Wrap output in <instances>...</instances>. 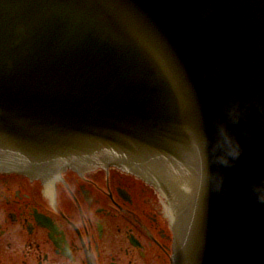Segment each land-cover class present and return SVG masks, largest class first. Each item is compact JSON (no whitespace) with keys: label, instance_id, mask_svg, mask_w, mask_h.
I'll return each instance as SVG.
<instances>
[{"label":"water","instance_id":"1","mask_svg":"<svg viewBox=\"0 0 264 264\" xmlns=\"http://www.w3.org/2000/svg\"><path fill=\"white\" fill-rule=\"evenodd\" d=\"M105 165L175 209L170 264H264V0H0V171Z\"/></svg>","mask_w":264,"mask_h":264},{"label":"flooded vegetation","instance_id":"2","mask_svg":"<svg viewBox=\"0 0 264 264\" xmlns=\"http://www.w3.org/2000/svg\"><path fill=\"white\" fill-rule=\"evenodd\" d=\"M161 195L115 167L0 172V264H170Z\"/></svg>","mask_w":264,"mask_h":264},{"label":"bare ground","instance_id":"3","mask_svg":"<svg viewBox=\"0 0 264 264\" xmlns=\"http://www.w3.org/2000/svg\"><path fill=\"white\" fill-rule=\"evenodd\" d=\"M91 167H95V166H82L81 168H84L85 169V168H91ZM97 167H106V168H108V167H115V168H118V167H116L114 165H109V166L108 165H105V166H97ZM68 169H70V168L62 169L61 171H59V170H53L50 175L53 176V177H56L58 175H61L63 172H65ZM118 169H120V168H118ZM16 174H19V173H16ZM20 175L26 176L24 174H20ZM146 183H148V182H146ZM149 185L152 186L161 195V197L164 199V201L166 203V207L168 208V211H169L168 214H169V217H170V221H171L170 224H171V227H172V223H173L174 218H175V209L170 205V203L167 201V199L162 195V193H161L160 190H158L156 187H154L151 184H149ZM171 256H172V254H171ZM170 261H171V258H170Z\"/></svg>","mask_w":264,"mask_h":264}]
</instances>
